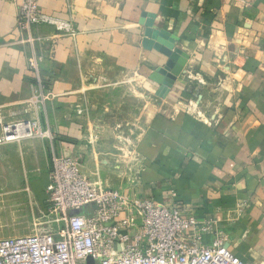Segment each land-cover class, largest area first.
<instances>
[{
    "label": "crops",
    "instance_id": "crops-1",
    "mask_svg": "<svg viewBox=\"0 0 264 264\" xmlns=\"http://www.w3.org/2000/svg\"><path fill=\"white\" fill-rule=\"evenodd\" d=\"M38 4L62 28L33 27L31 34L41 37L35 48L50 53L46 61L51 67L79 72L58 74L57 84L86 82L85 68L93 63L107 66L108 53L123 59L129 51L138 73L156 92L158 84L149 75L167 61L163 51L171 45L188 55L166 97L155 93L161 104L135 143L136 177L117 188L210 220L235 256L246 264H264V0H39ZM16 16V6L0 0V100L26 97L29 81L34 82L26 72L13 75V68L26 66L28 51L21 43L26 33L19 31ZM55 89L61 94L59 85ZM201 99L199 108L209 122L189 110L190 102ZM51 110L58 115L54 125L60 115L72 114L60 98ZM72 124L66 121L71 125L68 130ZM37 143L39 147L30 151L39 174L30 188L43 207L51 154L43 142ZM54 144L56 155H79L72 142L57 139ZM18 154L21 164L28 160L27 148L17 149ZM3 155L0 152V164L8 162ZM210 238L204 236L206 242Z\"/></svg>",
    "mask_w": 264,
    "mask_h": 264
},
{
    "label": "rangeland",
    "instance_id": "rangeland-1",
    "mask_svg": "<svg viewBox=\"0 0 264 264\" xmlns=\"http://www.w3.org/2000/svg\"><path fill=\"white\" fill-rule=\"evenodd\" d=\"M31 37L32 41L27 37L21 40L28 46L26 66L12 70L13 75L26 72L34 82L29 81L26 97L0 100V152L8 161L0 164V238L47 229L41 204L30 188L39 174L30 151L39 147L36 142H43L46 153L51 154L46 167L51 161L55 140L62 139L77 146L79 155L71 157L78 160L81 172L92 183L102 188L122 187L136 177L139 168V158L133 152L136 140L161 104L147 79L138 73L136 63H132L131 52L125 51L123 59L108 53L107 66L93 63L85 68L86 82L57 84L55 76L75 74V71L79 74L78 68L51 67L49 60L46 61L50 53L35 48L41 37L34 34ZM58 85L62 89L59 95L55 89ZM56 98L61 99L64 107H71L72 114L60 115L59 124L54 125L53 117L57 119L58 115L53 116L51 109ZM201 102L202 99L189 110L206 120L199 108ZM66 121L73 123L70 130L67 127L71 125L66 126ZM7 126L21 132L7 140ZM26 126L28 130L24 131ZM25 148L28 160L21 164L16 153L17 149L21 152Z\"/></svg>",
    "mask_w": 264,
    "mask_h": 264
},
{
    "label": "built area",
    "instance_id": "built-area-1",
    "mask_svg": "<svg viewBox=\"0 0 264 264\" xmlns=\"http://www.w3.org/2000/svg\"><path fill=\"white\" fill-rule=\"evenodd\" d=\"M8 1L16 6L18 29L29 41L33 27L62 28L40 10L39 0ZM17 131L7 126L6 139ZM78 163L71 156L52 154L42 207L47 229L0 238V264H246L227 248L225 235L210 220L125 189L96 186ZM206 234L211 236L208 242Z\"/></svg>",
    "mask_w": 264,
    "mask_h": 264
},
{
    "label": "water",
    "instance_id": "water-1",
    "mask_svg": "<svg viewBox=\"0 0 264 264\" xmlns=\"http://www.w3.org/2000/svg\"><path fill=\"white\" fill-rule=\"evenodd\" d=\"M170 46L169 51H163L167 57L165 64L149 75V79L158 84L156 95L165 98L175 79L181 74L188 59V55L180 50ZM80 210L75 213H80Z\"/></svg>",
    "mask_w": 264,
    "mask_h": 264
},
{
    "label": "bare ground",
    "instance_id": "bare-ground-1",
    "mask_svg": "<svg viewBox=\"0 0 264 264\" xmlns=\"http://www.w3.org/2000/svg\"><path fill=\"white\" fill-rule=\"evenodd\" d=\"M28 128V127H27ZM18 133H20L21 132V130L20 129H18V131H17Z\"/></svg>",
    "mask_w": 264,
    "mask_h": 264
}]
</instances>
